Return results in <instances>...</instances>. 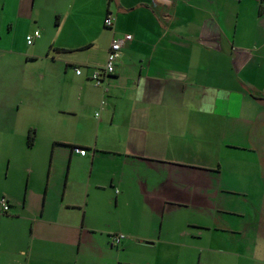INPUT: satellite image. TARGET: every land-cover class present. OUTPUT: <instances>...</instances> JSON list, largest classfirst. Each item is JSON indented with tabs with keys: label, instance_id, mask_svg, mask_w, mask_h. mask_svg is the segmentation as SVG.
Wrapping results in <instances>:
<instances>
[{
	"label": "crops",
	"instance_id": "crops-1",
	"mask_svg": "<svg viewBox=\"0 0 264 264\" xmlns=\"http://www.w3.org/2000/svg\"><path fill=\"white\" fill-rule=\"evenodd\" d=\"M7 66L0 264H264V0H0Z\"/></svg>",
	"mask_w": 264,
	"mask_h": 264
},
{
	"label": "built area",
	"instance_id": "built-area-1",
	"mask_svg": "<svg viewBox=\"0 0 264 264\" xmlns=\"http://www.w3.org/2000/svg\"><path fill=\"white\" fill-rule=\"evenodd\" d=\"M160 1L163 3H171L174 0H160ZM112 22H113L112 16L107 15L104 19L105 26L111 27ZM36 37H39V31H37V30L31 34H28L25 37L26 43L31 44L33 39H35ZM129 39H131V35L125 34L120 38H114L110 42L109 49H108L107 54H106V61H105L104 66L100 69H94L91 72L90 79L93 81V83L95 85H100L103 78H106L107 76H109L113 73L115 61L117 60V58L119 56L120 49H121L122 45L124 44V42L129 40ZM75 73L80 74L81 69L79 67H77L75 69ZM74 150H75V152H77L81 155H84L86 153V150L83 148L76 147ZM0 208H1V211L4 213H6L9 209V203L5 197L0 198ZM124 238H125V235L122 233L113 234L110 236L111 244L114 246H118L121 244V242Z\"/></svg>",
	"mask_w": 264,
	"mask_h": 264
},
{
	"label": "rangeland",
	"instance_id": "rangeland-1",
	"mask_svg": "<svg viewBox=\"0 0 264 264\" xmlns=\"http://www.w3.org/2000/svg\"><path fill=\"white\" fill-rule=\"evenodd\" d=\"M0 73H1L2 78H5V80L8 81V83H11V81L17 77V74L14 71H12L9 66L5 68L0 67ZM12 84L14 85L13 87H15L17 82L15 81ZM247 154H250V153L247 152ZM254 189H255L254 183H252L251 188H248L247 196L245 197H242L241 195L231 196L232 200L235 201V203L232 206L233 209L239 212L243 211L247 213V216H249V218L251 216L250 211L253 210L254 203L256 201H259L257 200V197H255V194L253 193V192H256V191H253ZM171 262H172L171 258L168 256L167 259L162 264H171Z\"/></svg>",
	"mask_w": 264,
	"mask_h": 264
}]
</instances>
